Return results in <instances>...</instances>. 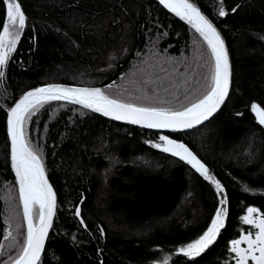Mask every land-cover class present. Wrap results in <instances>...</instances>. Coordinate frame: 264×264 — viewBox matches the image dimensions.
<instances>
[{
    "label": "trees",
    "instance_id": "1",
    "mask_svg": "<svg viewBox=\"0 0 264 264\" xmlns=\"http://www.w3.org/2000/svg\"><path fill=\"white\" fill-rule=\"evenodd\" d=\"M126 1L137 3L139 13L124 6ZM192 1L221 31L232 67L228 100L195 129L209 128L216 145L233 154L244 152L251 141L257 161L244 170L229 158L198 151L189 131L162 132L110 120L63 100L47 102L24 125L57 198L55 218L38 264H188L179 249L208 229L221 206L227 213L221 228L226 232L221 236L225 241L238 231L253 230L241 219L248 207L264 214V125L251 109L253 103L264 108V0H222L225 16L219 15L221 0ZM19 2L26 25L16 50L0 69L4 72L0 78V141L6 153V110L20 93L39 83L97 85L113 98L174 109L189 106L208 87L212 58L207 43L157 0H114L100 8L72 1L60 7L45 3L41 8L36 0ZM73 7L91 15L120 8L130 23L128 51L96 81H46L45 74L58 65L86 61L70 53L59 33L41 23L44 18L59 21ZM89 20L79 22L77 34L81 43L94 48L84 31ZM4 22L5 4L0 0V29ZM114 24L119 26V20ZM161 133L190 145L206 163L209 174L220 182V190L194 169L189 181L185 170L190 165L150 141ZM144 152L168 158L169 167L143 170L125 160L131 153ZM116 153L121 162L110 171L108 158ZM188 192L194 194L201 212L194 221L184 223L175 213ZM78 204L82 221L75 213ZM12 215L18 221L10 218ZM189 217L187 210L183 218ZM23 222L10 160L0 159V264H9L18 256L26 237ZM114 223L122 230L113 229ZM226 246L227 242L215 249L212 258L222 253V264H228ZM209 257L199 264H211Z\"/></svg>",
    "mask_w": 264,
    "mask_h": 264
},
{
    "label": "snow or ice",
    "instance_id": "2",
    "mask_svg": "<svg viewBox=\"0 0 264 264\" xmlns=\"http://www.w3.org/2000/svg\"><path fill=\"white\" fill-rule=\"evenodd\" d=\"M160 3L191 24L211 50V76L205 93L189 106L174 109L170 106H150L126 101L119 97L113 98L104 89L96 87H66L59 84H47L26 92L10 109L8 119L11 161L18 177L23 215L27 221L26 237L12 264H37L44 251L45 239L52 227V218L56 208L55 193L48 182L41 156L31 145L24 128L25 122L30 120L32 115L45 103L57 100L69 101L116 120H126L132 124H140L153 129L178 130L191 128L207 120L228 96L231 66L220 32L190 0H160ZM4 4L5 22L0 29V69L7 65L10 54L16 50L21 32L26 25V16L19 0H4ZM235 10L232 9V11ZM219 15H227L222 6V0ZM3 76L4 72L0 70V78ZM251 109L258 118V122L264 125V108L253 103ZM159 139L163 143H156L154 145L156 148L186 160L220 190V182L209 174L205 164L186 145L165 135H161ZM257 212L256 208L248 207L247 214L241 218L243 223L252 226L257 231L249 230L231 242V251L235 253V264H249V261L253 264H264V214L254 217L253 214ZM76 214H80L79 209ZM226 215L224 209H218L208 229L197 240L179 251L187 256H197L203 252L213 243L219 230L224 227L223 218ZM243 244L247 246L241 247Z\"/></svg>",
    "mask_w": 264,
    "mask_h": 264
},
{
    "label": "rangeland",
    "instance_id": "3",
    "mask_svg": "<svg viewBox=\"0 0 264 264\" xmlns=\"http://www.w3.org/2000/svg\"><path fill=\"white\" fill-rule=\"evenodd\" d=\"M36 1L38 4V8H41L42 4L45 3L51 5L52 7H60L68 1L86 4L93 8H100L102 6H106L112 3L114 0ZM124 6H126L130 11H133L136 14H138L140 11V6L137 3H134L133 1L124 2ZM86 18H89L90 20L84 28L85 35L88 40L94 44V48L93 46L90 47L89 43H81L78 39L77 31L79 22L84 21ZM116 19L119 20V26L114 24ZM41 21L42 24L54 29L59 33V35L64 39L67 50L70 53L79 54L80 56L86 59V61L65 62L64 64L58 65L56 68L52 69L50 72L45 74L43 79L46 81L55 80L57 78L70 79L73 82L79 79L96 81L101 77L100 75L102 73H107L110 69H112V67H114V63L117 58L125 56L128 51L130 23L129 19L126 17L125 13H123L120 8H114L112 11H107L105 13L97 15H91V13H88L87 11L81 8L73 7L70 8L69 14L66 16H62L59 21L50 20L49 18H44ZM208 129L209 128L203 127L200 129L189 130L190 139L195 144L196 149L198 151L203 152L204 154H209L213 152L216 156L223 160H228L227 158H229L235 164L238 163V165L244 170L249 166L250 163H252L253 161H257L258 157L256 147L253 146L251 141H248V145L250 146L246 150H244V152H236L233 154L231 150L223 151L222 149H220L214 141V134L209 133ZM161 135L164 134L161 133L157 136H153L151 137L150 141L153 142L154 145L156 143L162 144L163 142L159 139ZM247 140H249V136H247L246 141ZM118 156L119 155L116 153L115 155L108 158L111 164H108V169L110 171H114L116 166L120 165L121 159ZM0 159L4 162L6 160H9V151L8 153H6L2 141H0ZM167 159L168 158L165 159L163 156H158L157 154L155 155L150 152H144L143 154L131 153L129 157L125 158V160H131L134 165L142 168L143 170H155L159 167L168 168L170 164L166 163ZM173 162V160L170 161L171 164ZM192 169L193 168L190 166V168L187 167V169L185 170L188 175L187 177L189 181L192 175ZM104 170L102 171V173L104 172ZM191 186L192 185H189L188 188L191 189ZM190 194L193 193H187L186 198L181 202V205L178 207L175 213V215L178 216L177 218H179V221L184 223H190L194 221L195 219H197L198 215L201 212L195 200L194 194L193 196ZM220 209H223V206H221ZM187 210L188 212H190L189 219L183 218ZM257 215H261V213L257 212L253 214L254 217ZM10 218L15 221H18L16 215H12ZM17 224L18 222H16L14 225L16 226ZM23 226H25L24 222ZM111 227L116 230H122V226L118 225L117 223L111 224ZM147 230L148 229H144V231ZM253 230L254 232L257 231L255 228H253ZM132 233H137V231H132Z\"/></svg>",
    "mask_w": 264,
    "mask_h": 264
},
{
    "label": "water",
    "instance_id": "4",
    "mask_svg": "<svg viewBox=\"0 0 264 264\" xmlns=\"http://www.w3.org/2000/svg\"><path fill=\"white\" fill-rule=\"evenodd\" d=\"M159 3H160V0H157ZM190 2L191 3H194L200 10H201V13L203 14V15H205L212 23H213V25L217 28V30L220 32V35H221V38L224 40V43H225V47H226V49H227V52H228V48H227V45H226V42H225V39H224V37H223V35H222V33H221V31L218 29V27L215 25V23L212 21V19L199 7V5H197L195 2H193L192 0H190ZM161 4V3H160ZM162 5V4H161ZM162 7H164L168 12H170L171 14H173L174 16H176V17H178L179 19H181L184 23H186L188 26H190L194 31H196L194 28H193V26L191 25V24H189L186 20H184V19H182L181 17H179V16H177V15H175L170 9H168V8H166L164 5H162ZM197 32V31H196ZM198 33V32H197ZM199 34V33H198ZM200 35V34H199ZM201 36V35H200ZM202 37V36H201ZM203 38V37H202ZM206 42V41H205ZM228 57H229V62H230V66H231V61H230V56H229V52H228ZM47 84H59V85H63V86H66V87H96V88H101L100 86H97V85H83V84H77V83H72V82H61V81H51V82H43V83H39V84H36V85H33V86H30V87H28L27 89H25L22 93H20L19 94V96L13 101V103L8 107V109L6 110V115H5V129H6V138H7V141H8V146H9V160H10V166H11V170H12V172H13V174H14V177H15V180H16V182H17V185H18V190H19V183H18V177L16 176V173H15V170H14V168H13V166H12V161H11V137H10V132H9V125H8V119H9V111H10V109L12 108V107H14L15 106V104L21 99V97L26 93V92H28V91H31V90H34V89H36V88H38V87H43V86H45V85H47ZM231 84H232V67H231V77H230V84H229V93H228V96L225 98V101H224V103L223 104H221V106L219 107V109L211 116V117H209L207 120H204L202 123H200V124H195L193 127H191V128H186V129H178V130H173V129H155V130H158V131H162V132H170V131H189V130H192V129H195V128H198V127H200V126H202L203 124H205L206 122H208L214 115H216L217 113H218V111L224 106V104L226 103V101L228 100V97H229V94H230V91H231ZM102 89V88H101ZM64 101V100H63ZM66 102H69V101H66ZM69 103H71V102H69ZM72 104H75V103H72ZM75 105H77V106H80V107H83L82 105H79V104H75ZM84 108V107H83ZM87 109V108H86ZM88 110H90V111H92V112H94V113H96V114H98V115H101V116H103V117H105V118H108V119H110V120H114V121H118V122H122V123H126V124H130V125H135V126H139V127H143V128H148V127H146V126H143V125H140V124H132V123H130V122H128V121H126V120H116V119H114V118H112V117H110V116H105V115H103L102 113H100V112H96V111H93V110H91V109H88ZM149 129H153V128H149ZM170 139H172V138H170ZM172 140H174V141H176V142H178L177 140H175V139H172ZM179 143V142H178ZM184 145H186L187 147H188V149L191 151V152H193L196 156H197V158L202 162V163H204L205 164V166L207 167V165H206V163L204 162V160L199 156V154L190 146V145H188L187 143H183ZM164 152V151H163ZM164 153H166L167 155H170V156H172V157H175V158H179V159H181L180 157H177V156H175V155H173V154H171V153H167V152H164ZM182 160V159H181ZM182 161H184V162H186L188 165H190L191 167H192V165L191 164H189L186 160H182ZM193 168V167H192ZM194 170H196L195 168H193ZM197 171V170H196ZM198 172V171H197ZM200 173V172H199ZM45 174H46V176H47V173H46V171H45ZM47 179H48V176H47ZM48 182L50 183V181H49V179H48ZM51 184V183H50ZM51 186H52V184H51ZM52 189H53V191H54V188H53V186H52ZM54 193H55V191H54ZM55 198H56V193H55ZM21 204H22V202H21ZM22 209H23V204H22ZM56 209H57V198H56V208H55V211H54V215H53V218H52V223H53V220H54V218H55V213H56ZM77 209H79V213H80V205L78 204L77 206H76V211H75V213L77 212ZM77 215V214H76ZM23 217H24V215H23ZM77 217L82 221V218H81V216H80V214L79 215H77ZM24 224H25V229H26V233H27V221L24 219ZM52 228V227H51ZM51 228L49 229V231H48V235H47V237H46V239H45V243H44V247H45V244H46V241H47V238H48V236H49V233H50V231H51ZM41 255H42V253H41ZM39 262V261H38ZM38 262H37V264H38ZM9 264H12V262L11 263H9Z\"/></svg>",
    "mask_w": 264,
    "mask_h": 264
},
{
    "label": "flooded vegetation",
    "instance_id": "5",
    "mask_svg": "<svg viewBox=\"0 0 264 264\" xmlns=\"http://www.w3.org/2000/svg\"><path fill=\"white\" fill-rule=\"evenodd\" d=\"M211 225V224H210ZM207 230V229H206ZM205 230V231H206ZM205 231H202L201 233H199V235H197V237L192 240L190 243H192L193 241L197 240ZM249 230H241L237 232L236 236L233 237H229L228 239H226V241L224 239L221 238L222 234H226V232H223V230H219V233L217 234L215 240L213 241V243L211 245H209L203 252H201L199 255L197 256H187L185 255L188 264H199L201 261L202 263L205 261L206 258L213 259L211 254H213V252L215 251V249L221 247L222 244H225L227 242V246H226V252L224 255V258L226 256V261L228 264H235V253H233L231 251V242L235 239H238L242 234L247 233ZM252 232H254V230H251ZM246 244L241 245V247H246ZM221 249V248H219ZM223 251V250H222ZM223 254H218L216 259L214 258L213 260H211V264H222L223 263ZM249 264H253L252 261H249Z\"/></svg>",
    "mask_w": 264,
    "mask_h": 264
},
{
    "label": "bare ground",
    "instance_id": "6",
    "mask_svg": "<svg viewBox=\"0 0 264 264\" xmlns=\"http://www.w3.org/2000/svg\"><path fill=\"white\" fill-rule=\"evenodd\" d=\"M166 154V153H165ZM170 156V155H169Z\"/></svg>",
    "mask_w": 264,
    "mask_h": 264
}]
</instances>
